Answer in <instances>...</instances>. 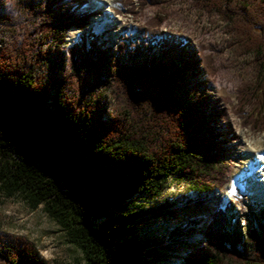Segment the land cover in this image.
<instances>
[{"label":"trees","instance_id":"16d2710c","mask_svg":"<svg viewBox=\"0 0 264 264\" xmlns=\"http://www.w3.org/2000/svg\"><path fill=\"white\" fill-rule=\"evenodd\" d=\"M64 1L18 0L20 36L0 44V194L41 206L82 264H160L163 239L142 237L140 226L182 202L197 209L223 188L226 145L236 138L227 99L186 90L200 72L213 75L211 59L163 37L159 15L139 39L108 46L88 32L63 56L66 31L82 32L91 18L85 0ZM192 1L225 25L231 52L248 58L234 114L264 131V0ZM53 58L62 64L48 66ZM171 186L181 193L163 198ZM151 201L161 204L142 206ZM262 217L245 228L231 205L216 206L163 242L181 230L197 237L177 264H264ZM0 264L49 263L32 241L0 231Z\"/></svg>","mask_w":264,"mask_h":264},{"label":"rangeland","instance_id":"374dc122","mask_svg":"<svg viewBox=\"0 0 264 264\" xmlns=\"http://www.w3.org/2000/svg\"><path fill=\"white\" fill-rule=\"evenodd\" d=\"M105 1L107 4L102 0H85L86 4L81 8V12H89L91 18L82 32L76 27H70L66 31L65 44L60 47L62 55L65 56L70 44L78 42L79 37L87 35L88 32L97 36L103 33V40L108 46L116 45L117 40L121 38L139 39L145 24L159 15L163 18L160 31L168 41L204 48L200 54L211 59L210 66L214 73L209 75L200 72L188 81L186 90L190 93L205 92L213 100L227 99V103L222 104V107L229 113L228 129L236 136L234 141L226 145L225 158L229 160L231 172L223 188L207 196L206 203L197 206V209L182 202L171 209L168 217L164 214H157V217L149 216L140 226V235L142 237L154 235L170 244L171 230L175 226L187 220L200 225L208 212L216 206L223 208L231 205L233 213L242 221L245 228L248 221L262 220L264 189L247 184L235 185L234 193L231 194L226 189L229 180L244 169L248 149L264 147V131L255 132L244 128L241 119L234 114L236 90L248 78L249 67L248 58L236 56L228 48L229 36L225 25L214 13L203 11L192 0H152L153 3H147L144 7H140L137 0H132L130 4L125 0ZM71 5L68 0L62 3V6ZM106 7L108 11L105 10ZM102 18L103 20H98ZM20 25L21 15L17 9L16 15H13L4 4V0H0V44L19 38ZM55 64H62L59 58L51 59L48 66L55 68ZM246 179L245 183H249L250 180ZM180 193L178 187L171 186L163 198L176 199ZM159 204L161 202H142L145 209L156 208ZM193 218L198 221H194ZM197 230L199 227L195 228L194 233ZM0 231L23 236L32 241L41 257L49 264H82L80 252L67 243L64 232L43 212L42 207L38 206L31 210L18 196L6 198L0 194ZM178 236L177 241L175 238L172 239L175 242L169 247L165 241L159 240L162 244L155 248L159 251L154 256L158 258V263L177 264L181 257L192 249L193 242L197 239L195 235H186L183 230ZM164 251L168 253L164 254Z\"/></svg>","mask_w":264,"mask_h":264},{"label":"bare ground","instance_id":"6f19581e","mask_svg":"<svg viewBox=\"0 0 264 264\" xmlns=\"http://www.w3.org/2000/svg\"><path fill=\"white\" fill-rule=\"evenodd\" d=\"M102 2L107 4L105 0H102ZM107 7L105 9L106 11L109 10ZM98 20H103V18ZM70 35L73 36L72 32H70ZM72 45L70 44L67 48ZM246 178L250 180L249 183H245L247 181ZM239 184H247V186H257L258 189H264V147L248 149L246 152L244 169H242L239 173H236L227 183L226 189L228 193H234V186Z\"/></svg>","mask_w":264,"mask_h":264},{"label":"clouds","instance_id":"9594fccd","mask_svg":"<svg viewBox=\"0 0 264 264\" xmlns=\"http://www.w3.org/2000/svg\"><path fill=\"white\" fill-rule=\"evenodd\" d=\"M4 4L9 8L13 15H16L18 0H4Z\"/></svg>","mask_w":264,"mask_h":264}]
</instances>
